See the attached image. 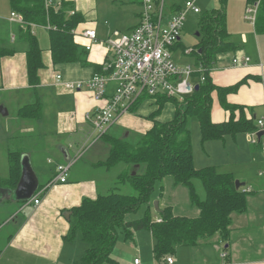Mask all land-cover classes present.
Masks as SVG:
<instances>
[{"label":"crops","instance_id":"0c3cea01","mask_svg":"<svg viewBox=\"0 0 264 264\" xmlns=\"http://www.w3.org/2000/svg\"><path fill=\"white\" fill-rule=\"evenodd\" d=\"M52 1L54 5L58 4V6L51 8L58 11L64 4L67 7L68 16H72V12L82 16L83 21L73 28L70 34L83 56L78 62L54 64L49 39V32L52 29L48 30L45 27L49 23L47 25H31V32L39 41L43 60V68L38 71L39 83L32 85L28 77L27 56L30 47L21 35L22 31H26L28 25L21 26L11 17L14 12L10 0H0V93L11 94L10 99L13 102L29 100L18 108L17 117L14 118L15 127L9 130L8 139L13 142H22L21 138L24 136L45 128L46 135L39 136L36 142L47 139L53 143L52 146L47 142L42 149H39L40 145L35 143L33 147L37 151L30 153L21 148L14 151L29 159L39 188L33 199L27 203L14 200L12 195L0 198L1 206L10 205L14 208L13 211L6 210V219L2 222L6 227L10 226L12 232L5 238L3 248L0 249V264H80L88 246L80 237L70 241L69 236H71L73 228L72 211L80 207L85 200H95L102 196L99 193L101 182H103L102 177L110 170L104 167V162L108 157H105L104 160L94 158L91 161L92 158H90L79 170V164L75 159L79 153V150H76L79 146L78 142L81 143V141L76 140L83 133L84 127L87 126L86 115L104 107L107 100L98 102L87 90L68 91L64 86L56 83L55 76L61 75L64 82H80L89 80L95 73H103L104 64L109 62L112 57L103 43L112 32H129L140 22V0H123L122 4L133 5L135 18L126 25L114 23L111 20L113 22L111 26L103 19L94 21L93 16L90 15L89 18L84 16L87 8H90L89 11L95 9L98 15V0H75L74 3L73 0ZM185 1L166 0L168 17L174 11L181 9ZM200 1L196 2L200 13L194 15L201 17L206 12L222 9L226 14L229 41L235 45L234 51L221 53L217 56V63L211 72L213 83L222 89H232L241 84L237 90L223 96V101L228 105L238 107L233 113L224 107L218 91L212 92L211 120L214 124H224L238 122L242 118H246L248 121H254L256 130L207 141L221 143L222 160H219L217 165L197 168L195 160L196 169L215 167L220 174L232 175L235 182L240 184L239 189L247 193L246 211L242 214H233L228 240L224 241L219 235H216L209 240L201 241L197 246H178L172 257H175L174 260L176 259L175 264H264V153L259 145L251 144L254 134L257 133L256 136L261 140L264 137V134L259 135L261 132L257 124L258 120H264V34H259L256 31L255 23L252 24L246 19L247 8L252 5L248 0H225L223 3L220 0H203V4L214 7L210 11H203L198 5ZM218 4L221 5L220 9L215 8ZM173 5L178 8L176 9ZM103 17L112 19L111 15H103ZM85 30H95L99 41L102 42L95 46L90 53L85 50V46L88 44L83 39ZM185 52H183L182 58L188 56L185 55ZM235 57H246L250 61L246 66L232 67V60ZM115 88L114 83L109 84L108 97L113 95ZM140 101L142 102V100H138L136 104L139 105ZM39 102L42 105L40 118L34 120L20 118L19 110L21 108ZM48 103L52 113L47 116L50 117V122L46 124L48 112L46 105ZM0 106L7 108L3 101L0 102ZM131 119L133 118L124 115L116 123L123 122L125 124V121L128 123ZM138 121L142 120L136 118L135 122ZM50 125L53 126L52 129H50ZM152 126L151 120L145 121L143 134L145 135ZM48 128L62 138L56 146ZM262 132L264 133V131ZM51 163L53 164L51 165ZM67 164L71 165L67 182L64 184L55 183L58 166ZM73 169L79 173H73ZM80 173H84V175ZM39 192L43 193L39 198L40 205L36 206L34 198ZM165 207L168 205L159 204V209ZM198 215L199 213L195 217ZM141 231L147 232V230ZM148 233L150 232L148 231ZM151 236L153 237L152 234ZM153 243L155 244V239ZM116 247L117 245L115 249ZM181 247L190 249L186 261H183L185 254H181ZM115 249L113 258L118 264H135V260H139V264H166L165 259H157L155 253H152L150 257H144V255L140 257L128 250L116 253ZM224 253H227V258L222 257Z\"/></svg>","mask_w":264,"mask_h":264},{"label":"trees","instance_id":"16d2710c","mask_svg":"<svg viewBox=\"0 0 264 264\" xmlns=\"http://www.w3.org/2000/svg\"><path fill=\"white\" fill-rule=\"evenodd\" d=\"M220 1L223 3L225 0ZM248 2L259 3L255 27L259 34H264V0ZM10 5L12 11L21 15L28 25L21 35L30 47L27 58L28 77L32 85L39 83L38 71L43 68V60L39 41L31 32V25L49 23L57 28L49 32L54 64L81 60L83 54L70 34L83 21L81 15L76 13L68 16L64 4L58 11L53 8L47 10L45 0H10ZM173 7L178 8L176 5ZM199 27L200 39L190 55L196 67L204 68V71L195 75L199 89L182 103L167 95L153 97L158 106L149 116L153 126L135 144L108 133L103 135L102 139L110 146L104 167L111 170L122 165L124 169L117 177V185L130 186L135 194L109 193L95 200L87 199L72 211L73 228L70 241L80 237L88 246L80 264H118L112 254L119 240V232L132 238L134 232L149 231L155 239L154 253L157 259L172 256L178 246H197L201 241L216 235L227 241L233 214L246 211L247 193L237 189L232 175L220 174L215 167H195L192 135L187 125L189 118L195 117L199 120L203 143L222 139L226 135L256 130L254 121L246 118L224 124L212 122V92L218 91L223 101L226 93L234 92L241 84L232 89H222L216 87L211 78L217 56L235 49V45L229 41L225 12L221 9L202 14ZM179 48L178 43L174 51ZM201 77L204 78L202 82L199 80ZM147 98L146 96L140 100ZM169 102L176 107L174 119L166 123L158 121L156 118ZM222 104L231 113L238 109L225 101ZM137 106L135 104L131 111ZM41 115L40 102L26 105L19 110V116L24 120H34ZM21 159V153L9 154V174L7 178L0 180V189H16L22 173ZM167 177L173 178L175 186H183L188 190L191 206L199 211L197 217L176 216L173 208L168 206L157 211L156 220L160 219L161 222H156L150 203L156 184ZM197 182L204 190V197L198 191ZM144 208L141 218L127 220L128 215L137 214Z\"/></svg>","mask_w":264,"mask_h":264},{"label":"built area","instance_id":"2783aa9c","mask_svg":"<svg viewBox=\"0 0 264 264\" xmlns=\"http://www.w3.org/2000/svg\"><path fill=\"white\" fill-rule=\"evenodd\" d=\"M141 1L143 6L139 25L129 32L114 31L103 43L112 55L111 60L104 64L103 73H95L89 80L80 82H64L61 75L55 76L56 83L68 91L87 90L93 94L96 101L107 100L104 107L86 115V121L99 133L98 139L122 116L128 114L143 97L167 95L178 99L180 103L184 102L196 91L195 75L204 71L203 67H196L195 64L179 65L174 60V48L181 39L187 16L200 13L197 0H186L183 7L169 14V17L166 0ZM45 4L47 10L58 6L54 5L52 0H45ZM258 6L257 2L247 8L246 19L252 24L256 22ZM72 13V16L76 14ZM11 17L21 26H26L21 15L14 12ZM45 27L48 30L57 29L50 24ZM83 39L88 42L85 50L89 53L95 46L102 44L95 30H85ZM192 51L193 49L187 50L185 55L190 56ZM249 61L246 57H235L232 67L246 66ZM199 80L202 82L204 78ZM111 83H114L116 88L113 95L108 97L107 88ZM257 124L259 131H264V120H258ZM256 134L253 135L251 144L259 145L264 153V137L262 140L258 139ZM70 168L69 164L59 165L54 182L66 183ZM42 193L39 192L34 198L36 206L40 205L39 198ZM156 222L160 223L161 220L157 219ZM222 257L227 258V253ZM165 261L166 264H175L172 256L167 257ZM139 263V260H135V264Z\"/></svg>","mask_w":264,"mask_h":264},{"label":"rangeland","instance_id":"374dc122","mask_svg":"<svg viewBox=\"0 0 264 264\" xmlns=\"http://www.w3.org/2000/svg\"><path fill=\"white\" fill-rule=\"evenodd\" d=\"M74 1L75 0H73V3ZM118 1L98 0V15L97 12H95V9L89 11L90 8H87V10L84 12V16L86 18H89L91 15L94 17L93 18L94 21H99L103 19V21L108 22L110 26L113 25V22L119 23L121 25L129 24L131 20L135 18V14H134L135 9L131 4H122L123 0H118ZM178 1L182 2L183 0H178ZM198 5L202 8L203 11H210L211 9L214 8L213 6H207L203 4V0H201ZM140 6L142 11L143 3L141 0H140ZM215 8L220 9L221 5L218 4ZM167 12H168V7H167ZM103 15H111L112 19H109L108 17L104 18ZM199 19H200L199 15L190 14L188 16L184 30L181 35L182 38L181 42H178L180 44V48L178 51L177 50L174 51V60L179 65H185L186 63L194 64V59L191 56H185L184 58H182V55L184 50H190L195 48V46L199 42L200 39V28L198 27ZM10 98H11V94L3 93V92L0 93V102L3 101L6 103L7 105L6 109L10 113V115L6 117L0 115V180H2L3 178H7L9 174V156H8L9 152H14L18 148H21L28 153L37 151L36 148L33 147V144L35 143H38V145H40L39 149H42V147L47 142L53 146L52 141L47 139L36 142L39 136L44 137L46 135V130H44L45 128L42 130L41 129L35 130L34 133L28 136H24V138H21L22 142H13L8 139L9 130L15 127L14 118L17 117L18 108L23 106L24 103L29 102V100H23L22 102L19 101L13 102ZM46 107L48 109V112L46 114V124H49L50 117L47 116L52 113V110L49 103L46 105ZM157 108L158 106L154 98H147L142 100V102L139 103V105L133 111H130L128 114H126L127 117H131L133 119L129 120L128 123L127 121H125V124L123 122L119 124L118 123L114 124L108 130L107 132L108 135L119 137L121 139L127 140L130 143L135 144L144 136L142 132V130L144 129L143 123L145 121L150 120L148 119L149 116L153 112H155ZM174 116H175V106L173 105V103L169 102L165 104L162 112L158 115L156 119L160 122L166 123L174 119ZM136 118L141 119L142 121L135 122ZM87 122H86L87 126L84 127L83 133L80 134V136L76 140V141L78 140L81 141V143L78 142L79 146L77 147L76 150H79V153L77 154V158L75 159L79 164L78 166L79 170L83 168V165L86 164L90 158H92L90 159V161L93 160L94 158L98 160L106 159L110 151V146L106 144L104 139H98V137L100 136L99 133L94 130L91 123L89 122L87 123ZM187 125L192 135L193 152L196 160V167L203 168L210 165H217L218 161L222 160V155L220 154L222 153L221 143L202 142L200 123L197 118L195 117L189 118ZM49 127L50 129L53 128L52 125H50ZM49 131L55 143L54 145L56 146L57 143L61 142L62 138L58 136L55 132L51 130ZM55 152L56 150L54 151V153ZM52 164L53 163H51V165ZM122 169L123 167L122 165H120L118 167L111 169L110 171H107L108 173L104 174V176L102 177L103 182H101L102 185L99 188L100 189L99 193L101 195H106L109 193H120L123 195L135 194L134 190L130 186L120 187L117 185V176L120 170ZM142 171L144 172V168ZM72 172L76 174L79 173L76 169H73ZM80 174L84 175V173H80ZM70 175L72 176V173H70ZM196 184L199 193L202 195V197H204L205 194L201 184L199 182H197ZM2 195H3V190H0V197H2ZM155 202H158L159 204H167L168 206H172L174 208V214L178 216L193 218L199 213L198 209L192 207L190 204L188 190L183 186H175L172 177H167L163 181L158 182L156 184V189L153 194L152 201L150 203L151 213L156 220V215L158 212L155 208ZM7 209H11V211L14 210V208H12L10 205H3V206L0 205V225H2L0 227V249L3 248L5 238L12 232V228L10 226L6 227L4 224H2V222L6 219L5 214L7 212L6 211ZM144 211L145 208L142 209L137 214L128 215L127 220L135 221L141 218L143 216ZM118 235H119V240L118 243L116 244L117 245L115 249L116 253L117 252L120 253L122 252V250H128V252L136 254L140 257H142L143 255L144 257H150L152 256V253H154L153 252V247L155 245L153 243L154 239L151 236V234L148 233V231L136 232L132 235L133 236L132 238L126 237V235L122 234L121 232H119ZM181 248H182L180 249L181 254L183 253L185 254L183 261H186L188 250L190 249L184 247ZM112 255L114 256V251ZM176 257L178 258V256ZM133 260H134V256L132 258V262Z\"/></svg>","mask_w":264,"mask_h":264},{"label":"water","instance_id":"95a60500","mask_svg":"<svg viewBox=\"0 0 264 264\" xmlns=\"http://www.w3.org/2000/svg\"><path fill=\"white\" fill-rule=\"evenodd\" d=\"M195 89L197 91L199 89V85H197ZM0 115L8 116V110L4 106H0ZM263 134L264 133L261 132L259 135L262 136ZM21 166H22L21 178L16 189L14 190L0 189V190H3L2 197H5L6 195L10 196L13 194L14 200L20 202H29L30 200L33 199L35 193L39 188V185L34 170L27 157H22ZM236 186L239 189L240 184L236 183ZM155 208L157 211L159 210L158 202H155Z\"/></svg>","mask_w":264,"mask_h":264}]
</instances>
